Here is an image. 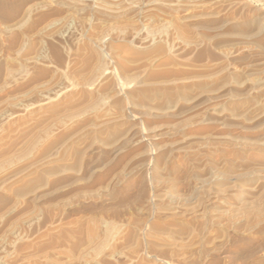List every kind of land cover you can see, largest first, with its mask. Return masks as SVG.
Returning <instances> with one entry per match:
<instances>
[{
	"label": "bare ground",
	"instance_id": "1",
	"mask_svg": "<svg viewBox=\"0 0 264 264\" xmlns=\"http://www.w3.org/2000/svg\"><path fill=\"white\" fill-rule=\"evenodd\" d=\"M103 1L49 0L109 24L80 41L70 83L0 127V218L16 213L8 232L40 219L13 262L223 264L213 256L229 251L264 264V7L169 0L156 18L152 1ZM20 3L0 0V14ZM111 31L112 70L93 46Z\"/></svg>",
	"mask_w": 264,
	"mask_h": 264
},
{
	"label": "rangeland",
	"instance_id": "2",
	"mask_svg": "<svg viewBox=\"0 0 264 264\" xmlns=\"http://www.w3.org/2000/svg\"><path fill=\"white\" fill-rule=\"evenodd\" d=\"M74 1L83 2V0ZM97 1L84 0L87 5L92 3L91 6ZM104 1H108L107 3L111 2L110 0ZM126 1L128 2L129 0H122L123 4H125ZM135 1L136 3L139 2L137 5L146 4L147 1H152V7L156 8H154L155 10L148 12L153 13L156 18H165V16L169 14L168 11L160 4L161 2H168L169 0ZM178 1L183 2V0ZM191 1L205 3L213 2L215 0ZM238 2L249 3L256 8L264 7V0H219V3H226L230 7ZM63 9L64 8L59 5H50L49 0H21L20 8L16 16L5 18L0 14V59L5 63L4 80L0 82V100L2 101V99L6 98L7 95L9 96L14 93L18 94L17 92H21L35 83V94H28L23 97H19L18 95L14 99L6 98V102L2 101V103H0V127L6 121L8 114L10 115L19 111L24 105L33 103L43 97H55L56 93L62 89L64 85L66 86L67 83H70L72 78L69 73L68 66L71 58L75 56V53H77L80 41H82L90 32L92 33L93 31H96L98 29L97 25L99 26L101 23L103 24V20L105 25H108L110 21L99 16L90 8L79 11L77 12L78 14L76 13L74 15H68ZM135 13H137V11L131 13V15H135L133 17L136 19H134L135 26L126 31L123 35L124 39L132 44H135L136 42L138 43L139 38L145 35V28L143 26L144 12ZM106 20H108L107 24L105 22ZM134 31L137 33H134ZM111 32L110 35H108V33L103 35H107L106 38L102 36V40L99 39L93 42V46L101 54L103 64L105 66L107 65L112 70L114 69L115 64H113V54H111L108 42L115 39L116 33L114 31ZM140 33L141 35L139 36ZM125 34H128L129 36ZM51 75L53 76L51 77ZM41 81H45L47 85L43 87L38 86V83ZM46 87L49 88L47 89ZM27 205L28 204L26 203L23 204L20 209H23ZM14 214L16 213L5 214L4 217L2 216L0 218V264H21V261L13 262L14 260H12L14 254L16 253L15 249H17L16 247H18L21 243V240L29 236L32 227L33 230H35L39 228H36L37 225H40L39 216L36 215L35 217L34 215L31 218L29 217L25 220L19 221L20 223H17L16 226L14 225L12 228L13 231L8 232L6 229ZM243 241L245 240L237 238L234 240L233 245L237 246ZM233 245L231 244V246ZM114 254L111 255L112 257L110 256L111 259L109 257L106 262L103 261L99 264H108L110 262H112V264H119L120 260L122 264L126 263L128 258L127 253L126 255L125 253L117 255ZM254 254V257L264 258V251L256 252ZM220 256V260L223 264H238V261L234 259L233 252L225 251L221 255L215 254L213 258H218ZM71 264L80 263L73 261Z\"/></svg>",
	"mask_w": 264,
	"mask_h": 264
}]
</instances>
